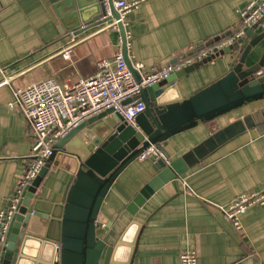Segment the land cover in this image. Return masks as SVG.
Segmentation results:
<instances>
[{"label":"crops","instance_id":"1","mask_svg":"<svg viewBox=\"0 0 264 264\" xmlns=\"http://www.w3.org/2000/svg\"><path fill=\"white\" fill-rule=\"evenodd\" d=\"M247 1L145 0L126 17L128 57L147 68L164 67L187 55L193 45L211 43L233 31L239 25L238 10ZM62 8L59 14L50 0H0V79L5 74L14 77V84L26 85L46 77L59 82L75 77L58 54L67 41L64 26H70ZM263 31L264 20L231 51L179 76L175 83L180 95L186 98L221 77L249 40ZM94 42L93 54L76 66L82 76L94 72L96 60L113 55L119 32L110 29ZM262 55L264 37L248 54L245 66L257 63ZM10 99L8 88L0 86V210L13 192L33 143L23 115L7 108ZM262 106L264 99L199 122L169 137L162 146L175 158L230 121ZM155 172L150 158L130 162L110 185L101 210L109 219L115 218ZM72 178L71 173L52 166L37 194L63 203ZM263 188L264 123L225 141L189 173L164 183L146 199L133 218L141 230L132 264H178V254L186 248L196 251L198 264H264V205L242 213L239 230L222 212L238 194Z\"/></svg>","mask_w":264,"mask_h":264},{"label":"water","instance_id":"2","mask_svg":"<svg viewBox=\"0 0 264 264\" xmlns=\"http://www.w3.org/2000/svg\"><path fill=\"white\" fill-rule=\"evenodd\" d=\"M50 1L59 14V7H63L62 15L70 25L64 26L67 30L104 13L103 0ZM107 2L112 16L117 18L113 0ZM65 10L69 12L65 14ZM119 30L125 62L137 78L128 57L122 25ZM251 32L252 29H248L235 45ZM263 37L264 31L255 34L227 72L186 98L180 95L175 81L210 61L211 57L143 88L138 97L145 109L135 117V127L126 125L118 113L106 110L57 139L21 200L0 264H132L141 230V224L133 218L146 199L164 183L189 173L191 167L225 141L264 123L262 106L230 121L180 156L171 159L162 146L169 137L199 122L214 120L242 105L264 99V55L257 63L245 66L248 54ZM149 145H155L162 153L160 159L150 157L156 172L119 214L109 219L101 210L106 192L117 175ZM52 166L73 175L63 203L50 202L37 194Z\"/></svg>","mask_w":264,"mask_h":264},{"label":"built area","instance_id":"3","mask_svg":"<svg viewBox=\"0 0 264 264\" xmlns=\"http://www.w3.org/2000/svg\"><path fill=\"white\" fill-rule=\"evenodd\" d=\"M144 1L113 0L114 9L118 14V17L114 18L107 0H103V15L67 31L66 44L58 54L62 56L65 66L74 71V78L59 82L54 77H46L26 85H16L13 83L14 77L8 76L0 82L6 84L11 92L7 107L24 116L34 138L28 163L13 194L8 198L10 204L6 203L0 211V259L21 200L46 163L57 139L81 122L106 110L118 113L126 125L135 127V117L145 109L143 101L138 97L143 88L161 82L171 73L197 61L216 56L241 38L247 29L264 20V0H248L238 10L240 23L233 31L211 43L202 42L192 46L194 51L191 54L169 62L164 67L147 68L140 61L131 62L137 75L135 78L125 62L119 25L123 26L128 49L126 17ZM110 29L119 32V44L113 55L96 60L94 72L80 75L76 67L78 62L93 54L96 37ZM3 77L6 75L3 74ZM150 157L157 160L162 158V153L156 146L149 145L139 153L137 159L145 160ZM255 204H264V190L239 194L222 212L234 228L239 230L240 215ZM178 264H198L196 251L187 248L181 250L178 254Z\"/></svg>","mask_w":264,"mask_h":264},{"label":"rangeland","instance_id":"4","mask_svg":"<svg viewBox=\"0 0 264 264\" xmlns=\"http://www.w3.org/2000/svg\"><path fill=\"white\" fill-rule=\"evenodd\" d=\"M91 21H92V20H91ZM91 21H89V22H91ZM261 22H262V21H261ZM83 23H87V22H83ZM239 23H240V19H239ZM81 24H82V23H81ZM256 26H257V25H256ZM256 26H254V27H256ZM254 27H253V28H250V29H252V31H253ZM247 30H248V29H247ZM247 30H246V31H247ZM246 31H245V32H246ZM236 42H237V41H236ZM236 42L233 43V44L231 45L233 48H231V49L228 50L227 52L231 51L232 49H234V48L237 46V45H235ZM194 46H196V45H193V47H194ZM229 47H230V46H229ZM229 47H227V48H229ZM218 54H219V53H218ZM218 54H217V55H218ZM217 55H216V56H217ZM216 56H212V57H211V60H212L214 57H216ZM62 59H63V58H62ZM63 61H64V60H63ZM142 63H143V62H142ZM143 64H144V63H143ZM4 75H5V74H4ZM7 77H8L7 75H6V77L1 76L0 82H2V81H3L5 78H7ZM0 86H6V87L8 88V90L10 91L9 87H8L6 84H0ZM10 93H11V92H10ZM7 108H8V107H7ZM9 109H10V108H9ZM11 110H14V109H11ZM15 111H16V110H15ZM23 117H24V116H23ZM28 126H29V125H28ZM30 129H31V128H30ZM31 132H32V131H31ZM32 136H33V135H32ZM33 141H34V138H33ZM32 145H33V143H32ZM154 146H155V145H154ZM31 152H32V148H31ZM30 154H31V153H30ZM30 154H29V156H30ZM29 156H28V157H29ZM136 159H137V157H136ZM26 160H27V162H26V164H25V166H24L22 172L24 171V169H25V167H26V165H27V163H28V158H27ZM22 172H21V174H22ZM21 174H20V176H21ZM20 176H19V178H20ZM18 180H19V179H18ZM18 180H17V182H18ZM17 182H16V185H17ZM16 185H15V187H14V189H13V192H14V190H15V188H16ZM262 190H264V188H263ZM262 190H261V191H262ZM13 192H12V194H13ZM246 192H254V191H246ZM256 192H260V191H256ZM242 193H243V192H242ZM12 194H11V195H12ZM240 194H241V193H240ZM238 195H239V194H238ZM238 195H237V196H238ZM237 196H236V197H237ZM236 197H235V198H236ZM235 198H234V199H235ZM234 199H233V200H234ZM232 202H233V201H232ZM255 205H264V204H255ZM255 205H253V206H255ZM250 207H252V206H250ZM248 208H249V207H248ZM248 208H247V209H248ZM247 209H246V210H247ZM2 210H3V209H2ZM246 210H245V211H246ZM0 211H1V210H0ZM223 214H224V213H223ZM239 219H240V218H239ZM231 224H232V223H231ZM11 225H12V224H11ZM232 225H233V224H232ZM233 227H234V226H233ZM10 228H11V227H10ZM187 249H189V248H187ZM3 250H4V246H3V249H2V251H1V257H2V252H3ZM193 250H194V249H193ZM0 261H1V259H0ZM197 261H198V259H197Z\"/></svg>","mask_w":264,"mask_h":264},{"label":"bare ground","instance_id":"5","mask_svg":"<svg viewBox=\"0 0 264 264\" xmlns=\"http://www.w3.org/2000/svg\"><path fill=\"white\" fill-rule=\"evenodd\" d=\"M120 252V251H119ZM119 255V254H118Z\"/></svg>","mask_w":264,"mask_h":264}]
</instances>
